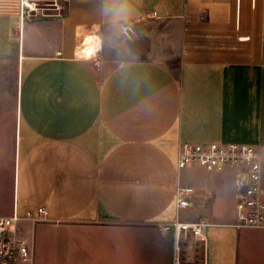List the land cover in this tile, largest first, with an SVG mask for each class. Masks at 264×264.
I'll return each mask as SVG.
<instances>
[{"label": "crops", "instance_id": "obj_1", "mask_svg": "<svg viewBox=\"0 0 264 264\" xmlns=\"http://www.w3.org/2000/svg\"><path fill=\"white\" fill-rule=\"evenodd\" d=\"M38 1L0 0V216L26 264H264L237 172L178 167L182 143L254 145L264 187V0ZM200 220L204 240L161 229Z\"/></svg>", "mask_w": 264, "mask_h": 264}, {"label": "built area", "instance_id": "obj_2", "mask_svg": "<svg viewBox=\"0 0 264 264\" xmlns=\"http://www.w3.org/2000/svg\"><path fill=\"white\" fill-rule=\"evenodd\" d=\"M21 8L32 12L38 8V0H20ZM84 50V49H83ZM80 53H82V51ZM76 51V57L83 58ZM199 166L209 173H225L234 170L243 181L235 205L234 225L237 228H258L264 226V187L262 156L259 149L249 144H189L179 147L178 167ZM191 188H181L178 192V206L188 207ZM39 216H46L45 208L38 209ZM20 217L0 216V264H26L30 259V250L15 236L16 224ZM209 222L174 221L163 226L164 231L173 230L176 236L185 232L205 239L204 230Z\"/></svg>", "mask_w": 264, "mask_h": 264}, {"label": "rangeland", "instance_id": "obj_3", "mask_svg": "<svg viewBox=\"0 0 264 264\" xmlns=\"http://www.w3.org/2000/svg\"><path fill=\"white\" fill-rule=\"evenodd\" d=\"M43 2L39 1V4H42ZM96 37V36H95ZM88 39H90V37H87L84 41V44L83 46L78 49L77 53H79L78 55H80L81 57L83 58H86V56L88 57V54H86L85 56L83 55V53H80L81 50H83L84 48H86V43L88 42ZM100 46V40L99 38L97 37L96 38V43L94 45H90V49H91V58L92 59H95L98 61V48ZM2 69H4L5 71H9L8 73L10 72H13V66H7V65H2L0 64V71H2ZM2 84H3V81H0V92H2ZM5 84V83H4ZM6 86L8 87V89H10L11 91V86H13V80H12V73L11 75L9 74V79L8 81H6ZM15 112H16V108H0V121L3 120V119H6L9 118V120H12L14 118V115H15ZM2 147L0 145V173L1 175L4 173L6 174V176H4V178H6L7 180H9V176H8V173H9V168H8V165L5 161H3V155H2ZM3 165H5V167L3 168ZM3 177H1L2 179ZM6 188H8V186H6ZM202 250H203V245L199 244L198 245V248H197V251H198V258L201 260V253H202ZM199 264V262H198Z\"/></svg>", "mask_w": 264, "mask_h": 264}, {"label": "bare ground", "instance_id": "obj_4", "mask_svg": "<svg viewBox=\"0 0 264 264\" xmlns=\"http://www.w3.org/2000/svg\"><path fill=\"white\" fill-rule=\"evenodd\" d=\"M96 38L95 36H91L90 39H88V42L86 43V48H84V50L82 51L83 55L85 56L86 54H88V57L86 56V58H91V49H90V45H94L96 43Z\"/></svg>", "mask_w": 264, "mask_h": 264}]
</instances>
